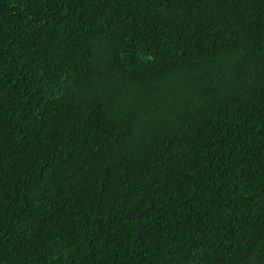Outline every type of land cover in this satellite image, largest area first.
<instances>
[{
	"label": "trees",
	"instance_id": "trees-1",
	"mask_svg": "<svg viewBox=\"0 0 264 264\" xmlns=\"http://www.w3.org/2000/svg\"><path fill=\"white\" fill-rule=\"evenodd\" d=\"M0 264H264V0H0Z\"/></svg>",
	"mask_w": 264,
	"mask_h": 264
}]
</instances>
